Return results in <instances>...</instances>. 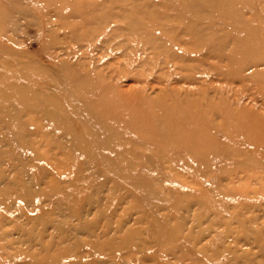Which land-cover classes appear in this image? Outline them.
<instances>
[{
	"label": "rangeland",
	"instance_id": "1",
	"mask_svg": "<svg viewBox=\"0 0 264 264\" xmlns=\"http://www.w3.org/2000/svg\"><path fill=\"white\" fill-rule=\"evenodd\" d=\"M0 264H264V0H0Z\"/></svg>",
	"mask_w": 264,
	"mask_h": 264
},
{
	"label": "bare ground",
	"instance_id": "2",
	"mask_svg": "<svg viewBox=\"0 0 264 264\" xmlns=\"http://www.w3.org/2000/svg\"><path fill=\"white\" fill-rule=\"evenodd\" d=\"M45 196H47V195H45ZM47 198V197H46ZM46 200V199H45ZM51 200V199H50ZM43 201H44V199H43ZM58 210V211H57ZM55 212H59V209L58 208H56V209H54L53 211H49L48 212V214L46 215V216H50L51 214H53V213H55ZM45 219H46V217H45Z\"/></svg>",
	"mask_w": 264,
	"mask_h": 264
}]
</instances>
